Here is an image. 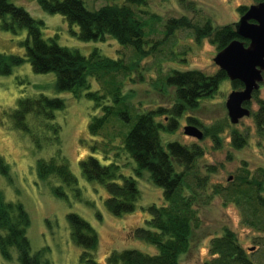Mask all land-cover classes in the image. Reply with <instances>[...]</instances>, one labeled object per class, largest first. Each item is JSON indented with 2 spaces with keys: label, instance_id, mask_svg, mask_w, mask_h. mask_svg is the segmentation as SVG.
<instances>
[{
  "label": "rangeland",
  "instance_id": "rangeland-1",
  "mask_svg": "<svg viewBox=\"0 0 264 264\" xmlns=\"http://www.w3.org/2000/svg\"><path fill=\"white\" fill-rule=\"evenodd\" d=\"M8 1L42 21V38H51L59 46L77 50L83 55L97 49L108 58L121 59L128 71L116 76L117 82H121L119 95L121 102L127 104L133 114L146 113L158 107L171 109L175 100L174 88L165 85L164 78L172 71L199 70L206 75H214L218 71L212 60L218 52L216 46L205 37L196 41L195 29L205 24L212 30L232 25L240 17L238 8H248L257 3L254 0H145L141 5H132L145 32V44L140 54H136L130 47H121L107 36L101 42L78 40L71 33L77 32L75 26H69L60 15L43 12L35 0ZM82 1L90 10L126 3V0ZM170 19H184V25L167 32L166 23ZM24 39V30L13 33L3 29L0 22L1 54L22 58L24 48L21 42ZM89 79L92 91H103V81ZM54 82L52 73H34L27 62L13 67L8 75H0V157L8 164L11 179L8 181L0 176V191L7 202H19L29 217L25 235L30 253L41 251L42 257L51 264H80L81 249L69 237L66 216L70 213L77 214L94 228L98 245L92 256L98 264H107L106 257L113 251L133 248L149 252L152 247L135 240L132 231L144 226L149 219L147 207L161 204V190L155 188L148 175L143 173L136 178L139 196L135 210L118 217L107 212L103 204L107 197L105 189L82 177L79 162L94 156L106 163L112 161L118 164L120 172L132 175L133 163L122 151L118 136L124 127L111 120L97 136L90 135L88 123L101 114L100 109L94 108L92 102L84 97L85 91L77 97L69 92H56ZM230 83L228 79L221 81L210 97L200 100L194 109H186L173 132H160L163 146L177 142L202 150L196 166L199 176L206 178L208 185H226L240 174L249 178L264 176V139L255 134L251 118L245 117L236 125L229 124L225 101L233 91ZM260 87L258 96L264 99V84ZM41 94L62 99L64 108L54 113L52 123L40 117L30 118L38 148L29 135L13 128L11 113L19 99L36 98ZM247 108L250 112L255 111L256 102L251 99ZM187 117L194 119L197 125L188 124ZM162 118L157 116L155 120L159 122ZM188 125L202 133L200 140L184 135V127ZM231 129L245 137L246 144L238 150L226 141ZM212 130L220 140L218 145L210 139ZM92 146L96 148L93 151ZM38 159L65 163L77 179V188L64 186L54 176L39 180L35 172ZM53 187H61L65 196L57 197L52 192ZM261 196L264 198V183ZM198 206L200 223L192 235V248L189 254L180 258L179 264H201L208 257L209 239L220 236L225 229L234 233L238 245L252 264H264V233L249 226L241 208L231 202L223 204L219 197ZM10 253V260L0 256V264H20L16 251L11 249Z\"/></svg>",
  "mask_w": 264,
  "mask_h": 264
},
{
  "label": "trees",
  "instance_id": "trees-1",
  "mask_svg": "<svg viewBox=\"0 0 264 264\" xmlns=\"http://www.w3.org/2000/svg\"><path fill=\"white\" fill-rule=\"evenodd\" d=\"M35 1L43 12L60 15L69 26H75L77 32L71 33L82 42H101L107 36L121 47H130L136 54H140L145 44L144 26L131 7L141 5L145 0H126L125 4L103 5L96 10L88 9L82 0ZM246 9L240 7L237 12L242 15ZM0 22L7 31L25 32V39L21 42L24 48L22 58L0 53V75H8L13 67L27 62L34 73L54 75L56 92H69L77 97L81 91H85L84 97L101 111L98 117H93L88 123L90 135L97 136L111 120H116L124 127L118 136L121 138L122 151L133 163L132 175L120 172L118 164L112 161L106 163L94 156L79 162L82 177L105 189L107 197L103 204L107 212L118 217L135 210L139 196L136 178L143 173L148 175L155 188L161 190V204L147 207L149 219L144 222V226L132 231L135 240L151 246L152 250L144 252L127 248L113 251L106 257L107 264H179L180 258L189 254L192 248V235L200 223L198 205L209 203L215 197H219L223 204L235 203L245 212L249 226L264 233V198L261 196L264 176L249 178L248 175L240 174L226 185H208L207 179L199 176L196 166L202 150L177 142H169L165 146L161 143L160 132H173L186 109L197 107L200 100L210 97L219 83L227 79L223 71L218 70L214 75H206L199 70L172 71L164 78V84L174 88L175 100L171 109L158 107L146 113L133 114V111L129 112V106L121 102L119 95L121 82H117L116 76L128 71L121 59L108 58L97 49L83 55L77 50L59 46L51 38H42V21L32 18L23 8L8 0H0ZM183 25L184 19H170L166 29L169 32ZM194 34L196 41L202 37L208 38L217 51L236 39L243 41L244 45L248 44L247 40L236 35L233 24L214 30L205 24L195 29ZM262 76L259 89L252 94L257 109L249 115L255 134L261 140L264 139V99L258 94L260 86L264 84V71ZM89 78L103 81V91H92ZM230 84L233 90L242 88L240 82L233 81ZM63 108L64 102L60 98L42 94L36 98H21L11 113L12 126L29 135L39 148L31 130L30 118L40 117L52 123L54 113ZM157 116L163 117L162 121H156ZM186 121L197 125L190 117ZM209 135L215 145L220 144L213 130ZM226 141L235 150L246 144L245 137L236 129L230 130ZM95 149V146L91 147L92 151ZM35 172L39 180L54 176L64 186L77 188V179L65 163L38 159ZM0 176L11 181L9 166L1 157ZM52 192L57 197L65 196L61 187H53ZM66 219L70 240L81 249L79 263L98 264L92 256L98 245L94 228L77 214L70 213ZM28 225L29 217L23 206L19 202H7L0 191L1 258L10 260V250L14 249L20 264H51L42 257L41 251L30 253L25 235ZM207 251L208 257L201 264H252L238 245L234 233L226 229L220 236L209 239Z\"/></svg>",
  "mask_w": 264,
  "mask_h": 264
},
{
  "label": "water",
  "instance_id": "water-1",
  "mask_svg": "<svg viewBox=\"0 0 264 264\" xmlns=\"http://www.w3.org/2000/svg\"><path fill=\"white\" fill-rule=\"evenodd\" d=\"M233 28L236 35L247 40L248 44L244 45L239 39L233 40L219 50L212 60L229 81L242 84V88L231 91L225 101L229 123L236 125L250 115L247 104L263 80L264 2L250 5L233 24ZM183 133L197 140L202 138V133L191 125L185 126Z\"/></svg>",
  "mask_w": 264,
  "mask_h": 264
}]
</instances>
